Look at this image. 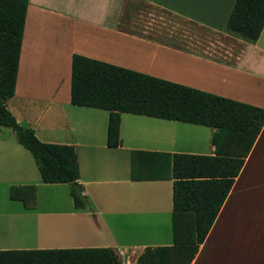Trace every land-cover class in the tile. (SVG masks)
Returning a JSON list of instances; mask_svg holds the SVG:
<instances>
[{
    "label": "crops",
    "instance_id": "obj_1",
    "mask_svg": "<svg viewBox=\"0 0 264 264\" xmlns=\"http://www.w3.org/2000/svg\"><path fill=\"white\" fill-rule=\"evenodd\" d=\"M234 2L28 0L7 108L41 142L75 148L78 182L90 206L76 209L66 184L43 183L0 127V182L36 186V203L42 185L66 186L70 198L63 207L27 209L10 199L0 207L5 262L67 254L136 264L145 248L173 245L172 181L132 180L131 153H138L137 167H167L169 154L215 155L217 130L121 113L120 145L108 148V111L70 103L71 57L264 109V27L256 40L230 31ZM231 149L229 141L221 152ZM263 152L264 124L190 264H264V182L258 179Z\"/></svg>",
    "mask_w": 264,
    "mask_h": 264
},
{
    "label": "trees",
    "instance_id": "obj_2",
    "mask_svg": "<svg viewBox=\"0 0 264 264\" xmlns=\"http://www.w3.org/2000/svg\"><path fill=\"white\" fill-rule=\"evenodd\" d=\"M27 6L28 0H0V127L11 129L16 142L31 154L43 183L68 185L73 206L84 209L90 202L78 182L75 148L41 142L32 129L20 126L7 108L15 92ZM263 27L264 0H235L227 19L230 31L256 40ZM70 103L108 111V148L120 145L121 113L217 130L212 137L215 155L169 154L167 167L159 162L150 166L141 162L143 166L137 167L138 153H131L132 180L172 181L173 245L145 248L136 264H190L264 124V109L78 54L71 57ZM229 141L231 151L221 152ZM167 170L169 174L164 175ZM9 199L32 208L36 186H11ZM0 264L115 263L67 254L5 262L0 251Z\"/></svg>",
    "mask_w": 264,
    "mask_h": 264
},
{
    "label": "rangeland",
    "instance_id": "obj_3",
    "mask_svg": "<svg viewBox=\"0 0 264 264\" xmlns=\"http://www.w3.org/2000/svg\"><path fill=\"white\" fill-rule=\"evenodd\" d=\"M2 130H5L6 132L5 134L6 137L8 138V141L9 142L12 141L11 143H13L14 146H16L17 151H19L20 158H22L24 164L28 165V167L32 170V172H35L36 176H39V173L37 172V168L31 154L16 142L14 132L9 128H5ZM11 134H13L14 136L10 137ZM260 159H264V157H261ZM260 169L261 172L258 179L264 182V167ZM15 183L16 182L14 183L0 182V207L6 206L9 203V189L11 186L15 185ZM42 186L43 187H40L38 189V194H37L38 201L37 203L35 201V205L39 207H51V206L63 207L67 205L66 200H69L70 198L68 197V194L66 192L65 189L66 186L65 187L64 186L60 187L55 185H50V186L42 185Z\"/></svg>",
    "mask_w": 264,
    "mask_h": 264
}]
</instances>
